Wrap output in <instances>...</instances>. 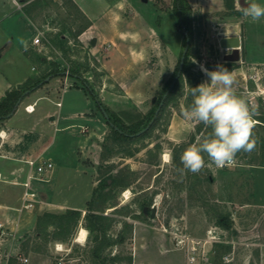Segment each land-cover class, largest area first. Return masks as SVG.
<instances>
[{
    "label": "rangeland",
    "instance_id": "rangeland-1",
    "mask_svg": "<svg viewBox=\"0 0 264 264\" xmlns=\"http://www.w3.org/2000/svg\"><path fill=\"white\" fill-rule=\"evenodd\" d=\"M19 1L43 40V44L29 49L36 65L35 77L42 76L54 60L67 72L80 66L108 114L126 126L131 122L127 112L144 115L156 107L174 80L186 46L185 27L190 30V45L188 68L161 120L149 135L133 142L114 141L112 127L94 95L86 89L80 91L82 82L74 76H51L31 92V98L43 95L37 100L38 112H57L56 101L61 99L65 111L85 109L90 111L88 115L98 117L88 122L92 125L88 130L81 131L85 138L82 146V136L73 134L65 141L68 130L47 127L52 142L45 157L51 156L55 167L46 174L50 181L33 180L41 188L54 185L51 199L74 206L57 205L43 212L64 213L68 208H78L81 219L66 238L47 241L36 228L17 239L1 238L0 264H8L7 252L15 244L20 245L27 260L18 259L14 264H264V64L228 60L225 55L232 49L220 43L222 32L232 30L242 13L228 9L225 0H186L183 26L176 0H107L120 12L124 25L130 22L137 30L149 29V25L157 29L148 39H157L161 46L159 55L153 56L161 80L155 99H146L148 109H140L132 98L123 95L124 89L102 66L108 44L93 42V33L73 35L89 18L76 2ZM235 4L242 5L239 0ZM219 66L234 73L235 93L254 110L256 147L251 153H239L234 167L212 165L192 173L183 169L181 156L189 146L209 136L210 127L185 121L182 112L192 103L190 88L209 82L201 69L213 71ZM24 102L8 119V125L20 130L33 123ZM150 121L147 118L146 124ZM32 134L29 140L15 138L16 156L24 155ZM204 158L209 165L206 154ZM14 163L0 156L1 169ZM119 171L130 177L129 185L109 184L95 192L100 180ZM23 189V185L0 180L2 198L12 190L17 197ZM107 193L111 195L105 198ZM90 209L104 214L105 231L88 227L91 222L86 214ZM220 216L228 217L230 227L219 224ZM82 226L87 228L88 237L79 242L76 236ZM49 230L56 229L50 226Z\"/></svg>",
    "mask_w": 264,
    "mask_h": 264
},
{
    "label": "crops",
    "instance_id": "crops-1",
    "mask_svg": "<svg viewBox=\"0 0 264 264\" xmlns=\"http://www.w3.org/2000/svg\"><path fill=\"white\" fill-rule=\"evenodd\" d=\"M74 1L91 20V25L82 34L93 33L91 35H93L92 37H94L96 43L108 44L105 51L106 56L101 59L104 69L124 89L123 95L132 98L141 107L140 109H148L146 99L150 98L152 101L155 99V92L161 80V76H157L161 73V70L157 69V61H153L155 59L153 56L155 54L159 55L161 46L157 39H148V37L154 35L153 33H156L157 29L149 25V29L137 30L130 22L124 25L120 12L114 9L113 5L107 0H96L95 2H89L88 0ZM239 2L242 6H246L250 2L264 4V0H240ZM239 6L237 5L238 9ZM241 16L240 22L236 23L232 30L222 32V36L240 34L243 28L246 60L252 64H264V18L254 23L251 22L250 18ZM244 18L247 19L246 22H244ZM0 20V99H2L9 90L19 87L27 79L35 77L36 65L29 49L34 47L32 39L36 33L31 19L23 11L19 0H0ZM247 42L250 43V48H247ZM38 88L36 89L38 90ZM79 89L82 91L85 88L81 86ZM33 91L31 92L34 93ZM31 92L23 97L20 104L25 101L24 110L29 118L33 120L32 125L22 130L10 126L8 125V119L12 115L0 122V156L16 162L11 168H0V180L4 179L14 185H22V181L25 180L31 169L29 165L25 164V158L46 156L52 142L49 136V128L53 126L54 130L57 131L61 129L68 130V136L65 135V138H63L66 141V137L70 138V135L73 134L81 137L82 126L91 127L92 125L88 122L98 120V117L88 115L87 113L90 111L85 109L73 112L65 111L61 99L56 101V104L58 101L62 102L61 105L57 104L59 106L57 112H38L37 100L43 95L31 98ZM33 103L35 104L34 111H27L25 106ZM20 104L14 114L17 113ZM47 117L49 121L46 123L45 119ZM42 123L45 124L44 127H41ZM47 127L49 128L47 129ZM76 127L79 129L75 130ZM30 133H33L32 142H28L29 144L23 156H16L15 138L20 137V139L29 140ZM25 140H23L24 144ZM84 141L85 138L83 137L80 141L81 146ZM47 157L52 159L51 156ZM53 172L51 173L53 174ZM9 175L12 177L8 178ZM50 179V176H48L44 180L50 181ZM34 187L38 191L41 200L34 207L35 209L17 210L15 207L19 205L16 202H21L22 193L16 197L15 190L4 194V198L0 197V220H9V225L16 229L15 232L11 233V236L9 234L5 237L0 236V239L8 241L10 240L9 237L12 240L17 239L23 232L35 229L38 215L44 210H50L52 206L74 207L69 205L67 201L57 202L51 199L54 185L44 188L37 187V185H34ZM12 247L13 250L7 252V260L11 255L22 253L19 244L12 245Z\"/></svg>",
    "mask_w": 264,
    "mask_h": 264
},
{
    "label": "clouds",
    "instance_id": "clouds-1",
    "mask_svg": "<svg viewBox=\"0 0 264 264\" xmlns=\"http://www.w3.org/2000/svg\"><path fill=\"white\" fill-rule=\"evenodd\" d=\"M239 10L254 23L264 18V4L261 3L240 5ZM201 70L209 77V82L190 88L193 100L183 109L182 115L187 122L210 127L211 133L189 146L181 156L183 169L192 173L212 165L234 167L239 153H251L256 147L254 110L235 93L234 73L223 66L213 71ZM204 154L209 165H206Z\"/></svg>",
    "mask_w": 264,
    "mask_h": 264
},
{
    "label": "trees",
    "instance_id": "trees-1",
    "mask_svg": "<svg viewBox=\"0 0 264 264\" xmlns=\"http://www.w3.org/2000/svg\"><path fill=\"white\" fill-rule=\"evenodd\" d=\"M71 1L75 2L74 0H71ZM225 5L228 9H232L236 13L241 12L237 8V6L235 4V0H225ZM176 11H177L179 17L182 18V22L185 23L184 22L185 21V15L187 12L186 0H176ZM89 25H91V21L88 18L87 24L81 25L79 30L76 31L73 35L75 37L80 35L87 27H89ZM189 33H190V30H189ZM66 42H68L67 39L65 40V43ZM186 56H187V54H186ZM83 66L85 67V69L87 68L85 66V64H83ZM187 68H188V62L185 58V63H184L182 73L179 76V78L177 79L173 88L169 91V93H168L167 97L165 98L163 104L161 105V108H160L156 117H154L155 112H156L155 108H157V106H159L161 100L159 101V103H157L156 107H152L144 115L139 114L137 112L134 114H132L131 112H127L128 114L126 113L127 114L126 117L128 118V120L131 121L128 126H126L125 123H119V121L121 120L120 118L119 119H112V117L109 115L111 120H107V121L109 123H110V121H113V123H114V124H110V125L112 127L114 141L116 143L136 141L139 138L146 137L147 135H149L152 132V130H154V128L157 126V124L159 123V121L162 118L165 106L174 97V95L176 93V89L178 87V83H179V81L183 80L184 73L186 72ZM66 74L80 79L83 87L86 90H89L94 95V98L96 99L98 105L99 106L102 105L97 94L95 93L93 85L88 80V78L86 76H84L80 66L79 67L78 66L72 67L69 69L68 73H66V69L61 68L60 65L58 64V62L54 60V61L50 62V65L48 66V70L45 71L42 76H40V77L37 76V77H33V78L31 77V78L27 79L19 87H15V88L9 90L6 94V96L3 97L2 99H0V122L8 117V114L14 109L18 99L24 94L25 91H27L29 89H32L31 91H33L34 89L38 88L40 85L44 84L46 81L42 84H40V82L42 80H44L45 77H47L49 75H52V76L64 75L65 76ZM147 118H148V121H150L154 118L150 127L147 128L145 131H143L141 134H136L138 131H140L145 126H147V124H146ZM198 129L200 130V127H198ZM210 129L208 132L209 135L211 133ZM191 139L194 141L195 136L193 135L191 137ZM105 148L107 149L108 146L105 145ZM104 155L106 156V153H104ZM109 179H111V181L108 182ZM130 181H131L130 177L127 174H124L123 171H119L117 174L110 175L109 178H106L105 180H103V179L100 180L99 185L95 189V192L98 191L99 187L102 188L103 186H106L109 184L110 185L127 186L130 184ZM102 194L104 195V193H101V195ZM107 194H106L105 198L110 197V195H111L109 193H107ZM142 205H145V203ZM81 213H82L81 210L78 208H68V210L64 213L45 211V212L38 215L37 224H36V229H37L36 233L41 234V236H44L47 241L50 239L66 238L71 234L73 224L78 223L80 221ZM103 215L104 214H102L100 212H96V211L91 212V209H90L86 214V217L89 218L90 222H91L88 224V227L90 229H96V228L104 229L105 225L102 221ZM218 222L221 226H223L225 228L230 227V222H229V219L227 216H220ZM50 226L55 227L56 230H54V232H51L49 230ZM104 231H105V229H104ZM122 239H123V237L121 236V240ZM18 259L19 258L17 255H11L8 258V264H14L18 261Z\"/></svg>",
    "mask_w": 264,
    "mask_h": 264
},
{
    "label": "built area",
    "instance_id": "built-area-1",
    "mask_svg": "<svg viewBox=\"0 0 264 264\" xmlns=\"http://www.w3.org/2000/svg\"><path fill=\"white\" fill-rule=\"evenodd\" d=\"M40 44H43V40L41 33H38L33 37L32 45L36 47L39 46ZM61 103H62L61 101L57 102L58 105H61ZM25 108L27 111H34L35 104L34 103L27 104ZM82 128L83 131L88 130L87 126H82ZM24 161L27 164H29L31 169L27 173L25 180L22 181V185L24 186V189L21 195V204L18 207H15L19 211H22L24 209H32L37 205V203L41 201L39 198L38 191L34 187L33 180L35 179L44 180L48 178L46 174H48V172H50L55 165V163L51 158L45 157L43 155L35 156V157H27L24 159ZM15 231H16L15 227H11L9 225V220L7 219L0 220V236H6ZM57 247L59 248V244H57ZM17 256L20 260L23 261L27 260V256H25L22 253L17 254Z\"/></svg>",
    "mask_w": 264,
    "mask_h": 264
},
{
    "label": "water",
    "instance_id": "water-1",
    "mask_svg": "<svg viewBox=\"0 0 264 264\" xmlns=\"http://www.w3.org/2000/svg\"><path fill=\"white\" fill-rule=\"evenodd\" d=\"M182 21V19H181ZM183 33L185 34L186 36V46H185V49L182 53V56H181V60H180V64H179V68H178V71L176 73V76L174 78V80L171 82L170 86L168 87V89L166 90V92L164 93L161 101H160V104L156 110V113H155V116H157L160 108H161V105L163 104L165 98L167 97L169 91L173 88V86L175 85L177 79L179 78V76L181 75L182 73V70H183V67H184V63H185V58H186V54L188 52V49H189V45H190V33H189V29L188 28H184L183 29ZM93 42H95V40H93ZM220 43L223 47L225 48H231V52H228L226 55H225V58L228 59V60H239V59H242V60H245L246 59V51H245V40H244V30L242 28V32L240 34H235V35H225V36H222L220 38ZM66 73H68L66 71ZM52 75H49L47 77H45L44 80H42L40 82V84L44 83L45 81H48L50 78H51ZM32 89H29L27 91L24 92V94L18 99L14 109L8 114V116H11L15 113L18 105L20 104V102L22 101L24 95L28 94L29 92H31ZM101 109L103 110L107 120H111L110 119V116L106 110V108L101 105L100 106ZM154 118L149 122V124L147 126H145L143 129H141L140 131H138L136 134H141L143 131H145L147 128L150 127L151 123L153 122ZM110 124H114L113 121H110ZM155 210V208H153Z\"/></svg>",
    "mask_w": 264,
    "mask_h": 264
},
{
    "label": "bare ground",
    "instance_id": "bare-ground-1",
    "mask_svg": "<svg viewBox=\"0 0 264 264\" xmlns=\"http://www.w3.org/2000/svg\"><path fill=\"white\" fill-rule=\"evenodd\" d=\"M128 193H129V190L126 192L127 197H129ZM87 235H88L87 228L82 226V227H80V229H79V231L77 233L76 240L79 241V242H84L87 239V237H88Z\"/></svg>",
    "mask_w": 264,
    "mask_h": 264
},
{
    "label": "flooded vegetation",
    "instance_id": "flooded-vegetation-1",
    "mask_svg": "<svg viewBox=\"0 0 264 264\" xmlns=\"http://www.w3.org/2000/svg\"><path fill=\"white\" fill-rule=\"evenodd\" d=\"M182 18H180L181 25L185 26V24L181 21ZM231 52V51H230Z\"/></svg>",
    "mask_w": 264,
    "mask_h": 264
}]
</instances>
